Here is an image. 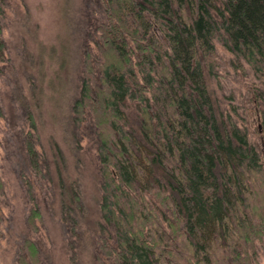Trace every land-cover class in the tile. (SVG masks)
Masks as SVG:
<instances>
[{
  "label": "trees",
  "instance_id": "16d2710c",
  "mask_svg": "<svg viewBox=\"0 0 264 264\" xmlns=\"http://www.w3.org/2000/svg\"><path fill=\"white\" fill-rule=\"evenodd\" d=\"M96 2L101 17L81 42L72 121L78 129L90 119L96 136L98 248L111 264H252L264 241V159L218 106L204 65L214 71L219 40L264 79V0ZM6 50L0 23V78ZM26 114L22 144L43 174L35 116ZM4 193L0 175V237ZM70 201L62 216L77 236L78 185ZM41 218L32 207L27 221L37 229ZM20 251L19 264H40L33 241Z\"/></svg>",
  "mask_w": 264,
  "mask_h": 264
},
{
  "label": "rangeland",
  "instance_id": "374dc122",
  "mask_svg": "<svg viewBox=\"0 0 264 264\" xmlns=\"http://www.w3.org/2000/svg\"><path fill=\"white\" fill-rule=\"evenodd\" d=\"M0 9L7 45L0 78V175L5 184L0 264H19L26 239L36 244L40 264H111L96 242L102 221L96 136L90 119L78 129L72 121L82 73L81 42L88 32L94 35L92 23L101 9L96 0H0ZM89 44L97 54L91 39ZM215 50L214 71L204 65L210 92L264 159V79L246 61L237 62L219 40ZM27 109L35 116L32 130L43 174L34 172L22 144L23 133L31 129ZM76 185L83 210L79 235L72 236L62 203L72 204L70 189ZM32 207L42 215L37 229L27 221ZM257 246L252 264H264V241Z\"/></svg>",
  "mask_w": 264,
  "mask_h": 264
}]
</instances>
